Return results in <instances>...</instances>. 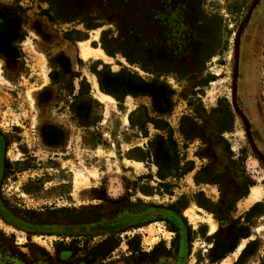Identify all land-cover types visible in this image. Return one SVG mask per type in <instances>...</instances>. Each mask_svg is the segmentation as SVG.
I'll return each instance as SVG.
<instances>
[{
  "label": "rangeland",
  "instance_id": "rangeland-1",
  "mask_svg": "<svg viewBox=\"0 0 264 264\" xmlns=\"http://www.w3.org/2000/svg\"><path fill=\"white\" fill-rule=\"evenodd\" d=\"M263 159L264 0H0V264H264Z\"/></svg>",
  "mask_w": 264,
  "mask_h": 264
},
{
  "label": "flooded vegetation",
  "instance_id": "flooded-vegetation-1",
  "mask_svg": "<svg viewBox=\"0 0 264 264\" xmlns=\"http://www.w3.org/2000/svg\"><path fill=\"white\" fill-rule=\"evenodd\" d=\"M235 95H236V91H235ZM248 129V128H247ZM246 130V129H245ZM247 131V130H246ZM248 135V134H247ZM253 187V186H252ZM251 189V188H250ZM250 191V190H249ZM203 193V192H202ZM248 194H249V192L244 196V197H242V199H239V203L238 204H240V202H242L245 198H247V196H248ZM203 197L205 198V199H207V200H205L204 202H203V204H205V205H207V204H209L208 202H210L211 201V203H213L214 201L216 202V200H211L210 198H207L205 195H204V193H203ZM264 198V197H263ZM263 198H262V200H263ZM262 200L260 201V202H256V203H254V204H252L251 205V207H250V209L248 210V211H246L245 212V214H239L238 215V218L240 219V220H243V221H245L246 220V218L248 217V216H250L254 211H256L257 209V207L262 203ZM191 203H194L195 204V206L198 208V209H200V211L201 210H208V209H206L205 207H204V205L201 203H198V200L197 199H195V198H193V201H189L188 202V204H187V206L185 207V209H183L182 210V217L184 218V219H187V218H185V216L183 215V212L187 209V207H189V205L191 204ZM207 203V204H206ZM240 207V206H239ZM238 208V207H237ZM197 213H198V211H197ZM199 214V213H198ZM216 218V217H215ZM214 217H213V220H215L216 221V223H217V230L212 234V235H208V226H207V224H203V227L206 229V231H205V234H204V240L206 241V242H208V239L209 238H211V240H212V238L215 236V235H217L218 234V232H219V230H220V225H219V222H221V220L218 218V219H215ZM188 221V220H187ZM190 224V223H189ZM198 224H202V223H198ZM191 225V224H190ZM245 225H247L245 222H243V223H239L238 225H237V227L239 228L238 230H236V232L238 233V231H240L241 230V228L243 227V226H245ZM199 227H202V226H199ZM247 239H251V236L250 235H244L243 237H241L239 240L241 241V243L242 242H245ZM205 242V243H206ZM240 244L239 243H237V247L235 246V245H228L227 246V248H226V253H224V255H222L221 257H217L216 259H214V261H212V264H219V263H221L225 258H228L227 256L228 255H230V254H233V253H235V251H236V249L238 248V246H239ZM245 245V244H244ZM213 247V245L211 246V248ZM246 248V246H244L243 248H242V250H241V252L244 250ZM187 249V244H186V242L184 241V244L182 245V247H181V254L182 253H184L185 252V250ZM209 249H210V245H209ZM206 252H207V250H205ZM240 252V253H241ZM238 261H240V258L239 259H237V260H234V262H232L231 264H236V263H238ZM216 262V263H215Z\"/></svg>",
  "mask_w": 264,
  "mask_h": 264
},
{
  "label": "bare ground",
  "instance_id": "bare-ground-1",
  "mask_svg": "<svg viewBox=\"0 0 264 264\" xmlns=\"http://www.w3.org/2000/svg\"><path fill=\"white\" fill-rule=\"evenodd\" d=\"M82 54H83V56L85 57V56H87V55H89V54H91V53L89 52V50H87L85 47H83V48H82ZM97 98H98L99 100H105V97H104L103 95H100V94L97 95ZM232 104H233L234 109H235V110L238 112V114H239L240 111H239V109H238V107H237V104H236V101H235V88H233V90H232ZM239 115L241 116V118H242V120H243V122H244V124H245V126H246V130H247L248 127H247V121H246L245 117L242 115L241 112H240ZM251 148H252V150H253L254 152H256V150H254V149H256V148H254V145H252ZM260 197H261V195H260V193L257 191V189H253V190L251 191L250 195L248 196L247 201L245 202V205H251V204L257 202V200H259ZM190 210H191V209H190ZM208 222H209L210 234H211V233L215 232L217 226H216V223L212 222L211 220H209ZM237 253H238V252H237ZM222 264H229V261H228V260H223V261H222Z\"/></svg>",
  "mask_w": 264,
  "mask_h": 264
},
{
  "label": "crops",
  "instance_id": "crops-1",
  "mask_svg": "<svg viewBox=\"0 0 264 264\" xmlns=\"http://www.w3.org/2000/svg\"><path fill=\"white\" fill-rule=\"evenodd\" d=\"M209 189H211L212 192H210ZM209 189H207V188H203L202 191H203L204 195H205L207 198H210L211 200H214V195H215L214 190H213V188H209ZM240 203H241V202H240ZM237 207H238V206H237ZM250 207H251V205H250L248 208L243 209V211H240V213H241V214H245V212L248 211V210L250 209ZM237 210H238V209H237Z\"/></svg>",
  "mask_w": 264,
  "mask_h": 264
},
{
  "label": "water",
  "instance_id": "water-1",
  "mask_svg": "<svg viewBox=\"0 0 264 264\" xmlns=\"http://www.w3.org/2000/svg\"><path fill=\"white\" fill-rule=\"evenodd\" d=\"M235 62H237V58H236V60H235ZM232 88H235V83H233V87ZM236 91V90H235ZM241 112V111H240ZM240 112H239V114H240ZM238 113V112H237ZM247 131H248V129H247ZM248 138H249V143H250V146H252V145H254L253 144V142H252V140H251V138H250V135H249V133H248ZM254 148H255V146H254ZM254 150H256V154L259 156V157H261V155H260V153L258 152V150L257 149H254ZM262 158V157H261ZM264 160V159H263Z\"/></svg>",
  "mask_w": 264,
  "mask_h": 264
},
{
  "label": "trees",
  "instance_id": "trees-1",
  "mask_svg": "<svg viewBox=\"0 0 264 264\" xmlns=\"http://www.w3.org/2000/svg\"><path fill=\"white\" fill-rule=\"evenodd\" d=\"M102 246V245H101Z\"/></svg>",
  "mask_w": 264,
  "mask_h": 264
}]
</instances>
